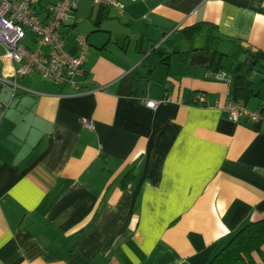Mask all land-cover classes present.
Segmentation results:
<instances>
[{"label":"crops","instance_id":"0c3cea01","mask_svg":"<svg viewBox=\"0 0 264 264\" xmlns=\"http://www.w3.org/2000/svg\"><path fill=\"white\" fill-rule=\"evenodd\" d=\"M120 1L122 13L80 0L63 32L72 53L78 34L89 44L80 90L32 72L12 97L0 45V102L11 100L0 120V264H205L264 216V124L235 122L224 107L264 108V0ZM80 18L90 31L69 32ZM200 21L214 28L158 44ZM204 46L226 54L219 70L236 65L238 48L256 57L239 53L248 84L214 79ZM153 47L168 58L148 72ZM192 48L180 75L170 52ZM145 96L170 100L151 109Z\"/></svg>","mask_w":264,"mask_h":264},{"label":"built area","instance_id":"2783aa9c","mask_svg":"<svg viewBox=\"0 0 264 264\" xmlns=\"http://www.w3.org/2000/svg\"><path fill=\"white\" fill-rule=\"evenodd\" d=\"M80 0H0V45L3 58L14 64L12 78L2 77L14 97L19 90H27L18 78L32 72L56 86L71 85L80 90L75 76L87 60L89 44L84 34L75 38L77 51L72 53L64 48L63 32L72 22ZM93 4L113 7L122 13L124 3L120 0H90ZM164 34L162 43L170 34ZM28 38V40H27ZM214 79L227 81L230 74L225 70L211 72ZM163 100L141 97L142 103L155 109ZM195 103H203V94H197ZM0 102V120L10 105ZM230 119L235 122H256L264 124V108L249 109L241 100H229L225 104ZM92 129V122L82 121Z\"/></svg>","mask_w":264,"mask_h":264},{"label":"trees","instance_id":"16d2710c","mask_svg":"<svg viewBox=\"0 0 264 264\" xmlns=\"http://www.w3.org/2000/svg\"><path fill=\"white\" fill-rule=\"evenodd\" d=\"M213 28L214 26L209 24L208 22H196L191 26L172 31L169 36L163 41V43L173 49L174 45L178 40L184 39L188 42H191L197 34L202 33V31L205 30H209L211 32ZM194 49L196 48L180 51L172 50L170 52L177 54L180 67V75L188 74L191 66L193 65L190 53ZM201 49L205 50V53L209 51L210 62L208 64V67L210 68V70H219L222 67L221 58L226 54L221 52L218 48H213L212 50H210L208 47L206 48V46H204ZM142 51L144 54L147 53L146 50L142 49ZM241 51L247 53L248 55H250V57L256 59V57L247 52V50H242L241 48H238L232 54V58L237 63L235 66L228 69L227 71L228 73H231V75H233L235 78H237L238 83H241L242 85H247L249 82L247 78V73L240 72L244 68L245 70H248V65L244 61L239 60V53ZM158 57H160L161 61H165L168 58V55L166 56L165 52L159 53L155 49L145 56L146 67L148 72H151L153 70L154 65L158 60ZM147 78L148 77H146V79ZM141 88L142 85L139 84V81H137L134 86V92L136 94H139ZM133 178V174H126L125 177L122 179V188L125 189L127 187L128 182L132 181ZM263 246L264 216L255 220L247 221L245 224H243L231 237H229L227 242L220 249H218L205 264H256L255 259L253 257V252H257L264 260Z\"/></svg>","mask_w":264,"mask_h":264},{"label":"rangeland","instance_id":"374dc122","mask_svg":"<svg viewBox=\"0 0 264 264\" xmlns=\"http://www.w3.org/2000/svg\"><path fill=\"white\" fill-rule=\"evenodd\" d=\"M82 10V9H81ZM80 17V15H79ZM91 20L89 18H84L82 20V18L78 19V24L74 27H71L69 32H89L91 29ZM175 55H173V60H175ZM254 73H252L253 75H257V76H261L260 72H258V69H255L254 71H252ZM259 73V74H258Z\"/></svg>","mask_w":264,"mask_h":264},{"label":"water","instance_id":"95a60500","mask_svg":"<svg viewBox=\"0 0 264 264\" xmlns=\"http://www.w3.org/2000/svg\"><path fill=\"white\" fill-rule=\"evenodd\" d=\"M154 50V47L152 48V51ZM198 57H200V56H198Z\"/></svg>","mask_w":264,"mask_h":264}]
</instances>
